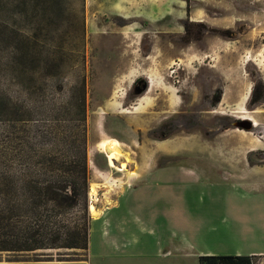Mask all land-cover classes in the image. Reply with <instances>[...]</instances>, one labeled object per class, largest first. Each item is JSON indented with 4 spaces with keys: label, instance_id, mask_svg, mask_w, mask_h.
Wrapping results in <instances>:
<instances>
[{
    "label": "rangeland",
    "instance_id": "374dc122",
    "mask_svg": "<svg viewBox=\"0 0 264 264\" xmlns=\"http://www.w3.org/2000/svg\"><path fill=\"white\" fill-rule=\"evenodd\" d=\"M196 22L210 30L184 41V24L191 36L203 29ZM150 74V101L121 112L117 100L136 104L147 90L133 85ZM258 80L264 0H0V263L86 256L68 244H83L102 183L110 185L112 173H92L108 164L95 147L102 138L136 164L128 176L140 174L139 162L143 170L171 164L176 182L190 167L203 176L234 171L263 189L264 102L248 104ZM168 205L157 200L155 227L173 264H197L163 213ZM253 261L264 264V255Z\"/></svg>",
    "mask_w": 264,
    "mask_h": 264
},
{
    "label": "crops",
    "instance_id": "0c3cea01",
    "mask_svg": "<svg viewBox=\"0 0 264 264\" xmlns=\"http://www.w3.org/2000/svg\"><path fill=\"white\" fill-rule=\"evenodd\" d=\"M257 148H264V138ZM254 149L247 141L246 152ZM107 163L92 169L101 179L112 175L109 187L102 183L100 214L90 220L84 258L0 264H173V250L155 227L160 198L170 202L163 213H171V225L183 230L196 259L201 254L264 255V187L254 189L249 177L239 178L234 171L229 177L206 176L205 171L203 176L197 169L181 167L186 176L176 182L169 172L171 164H151L143 170L139 162L140 174L128 176L137 170L136 164L125 162V169L117 171Z\"/></svg>",
    "mask_w": 264,
    "mask_h": 264
},
{
    "label": "trees",
    "instance_id": "16d2710c",
    "mask_svg": "<svg viewBox=\"0 0 264 264\" xmlns=\"http://www.w3.org/2000/svg\"><path fill=\"white\" fill-rule=\"evenodd\" d=\"M196 25L203 27V29H199L197 34L191 36L189 34V24H184L185 26V34L183 36L184 41H190L193 38H199L203 31L210 30L205 24L202 22H196ZM222 95V89L217 88L213 93L212 101L213 104L220 101ZM264 102V82L262 80L255 81L251 90V95L249 98L248 104L250 106L258 105L259 103ZM83 160L85 161V154H83ZM83 244H80L79 240H75L73 243L68 244L69 247H88V229H84L83 236ZM253 256L256 255H246V254H201L198 255L197 264H254Z\"/></svg>",
    "mask_w": 264,
    "mask_h": 264
},
{
    "label": "bare ground",
    "instance_id": "6f19581e",
    "mask_svg": "<svg viewBox=\"0 0 264 264\" xmlns=\"http://www.w3.org/2000/svg\"><path fill=\"white\" fill-rule=\"evenodd\" d=\"M148 77H149V80H148L149 87H148V89H147V91H146V95L143 96V97H141L139 100H137L136 104H134V105H132V106L124 107V106H122V105L120 104V102L116 99V100H117V105L120 106V111H121V112H130L132 109H133V110H137V109H139V108L142 106V104H143L144 102H149V101H150V96L147 95V94H148V92L151 90V87L154 85V82L156 81V79H155L154 76H152L151 74L148 75ZM122 92H124V91H122ZM121 96H122V95H120L119 97H121ZM246 118L252 120V122H253V126L257 125V122H256L253 118H251L250 116H247ZM106 139H107V138H102V140L98 141V142L95 144V147H97V148H99V149H101V150L104 151L105 156H106V158H107L109 164H110L114 169H116L117 171H123V170L125 169V166H126L125 162L122 161L119 165H117V164H116V161H119V160L122 158V156H124V152L121 151V150H118V149H117L118 142H116V141H111V142H108V143H107V142H106ZM108 139H109V138H108ZM112 140H113V139H112ZM108 141H110V140H108ZM117 141H118V140H117ZM126 153H127V152H126ZM125 156H126V155H125ZM121 160H122V159H121ZM107 178H108V177H107ZM91 190H92V187H91ZM92 191H93V190H92ZM90 204H91V203H90ZM89 208H90V210H91L92 212H96V209H95V207H94L93 204H91V205L89 206Z\"/></svg>",
    "mask_w": 264,
    "mask_h": 264
},
{
    "label": "water",
    "instance_id": "95a60500",
    "mask_svg": "<svg viewBox=\"0 0 264 264\" xmlns=\"http://www.w3.org/2000/svg\"><path fill=\"white\" fill-rule=\"evenodd\" d=\"M148 88V83H144L143 86L138 90L139 92L140 91H144V90H147ZM237 125L240 126V127H243V128H246V129H250L251 126H252V123H250L249 120H240L237 122Z\"/></svg>",
    "mask_w": 264,
    "mask_h": 264
},
{
    "label": "flooded vegetation",
    "instance_id": "af4514ba",
    "mask_svg": "<svg viewBox=\"0 0 264 264\" xmlns=\"http://www.w3.org/2000/svg\"><path fill=\"white\" fill-rule=\"evenodd\" d=\"M144 82L142 80H137L134 85H133V89L134 90H139L142 86H143Z\"/></svg>",
    "mask_w": 264,
    "mask_h": 264
}]
</instances>
